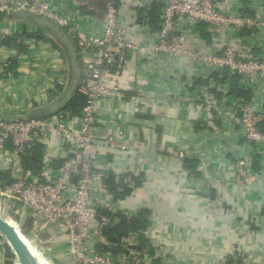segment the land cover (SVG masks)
<instances>
[{
    "label": "built area",
    "instance_id": "built-area-1",
    "mask_svg": "<svg viewBox=\"0 0 264 264\" xmlns=\"http://www.w3.org/2000/svg\"><path fill=\"white\" fill-rule=\"evenodd\" d=\"M71 1L0 0L4 16L30 12L68 29L80 52L76 92L86 97V104L73 117L64 108L48 114V107L41 116L27 118L29 111L60 101L69 85V63L60 58L45 65L32 52L39 40L21 32L16 43L31 46L32 51L0 52V86L10 84L16 97L12 108L6 109L9 112L0 114V216L34 251L38 264H56V256L64 254L67 264H151L160 257L162 241L151 232L150 215L145 229L131 230L115 241L106 236L121 215L131 218L140 211L119 206L130 195L117 198L105 184V178L113 175L110 166H97L103 149L115 156L134 150L122 123H113L106 131L99 114L105 102L111 101L116 109L126 97L136 103L143 98L179 99L137 91L132 85L123 87L120 78L129 53L157 66L177 61L184 64L183 90L197 91V81L203 83L197 95L189 92L182 100L193 122L224 131L235 127L245 146L264 147V106L253 98L264 89V0H133L131 8L127 0H106L102 27L85 31L74 22L82 5ZM155 3L163 4L159 20L152 18ZM41 69L45 77L27 81ZM227 73L240 77L241 85L253 94L251 100L230 95ZM39 153V167L26 163ZM176 155L185 160L189 151L182 148ZM254 162L253 154H234L233 180L248 187L264 179ZM132 175L125 174L130 186ZM132 189L134 195L137 188ZM33 213L44 221L31 218ZM24 214L32 222L29 233L20 226ZM46 222L64 234L61 252L46 233ZM0 264H22L1 232Z\"/></svg>",
    "mask_w": 264,
    "mask_h": 264
},
{
    "label": "crops",
    "instance_id": "crops-1",
    "mask_svg": "<svg viewBox=\"0 0 264 264\" xmlns=\"http://www.w3.org/2000/svg\"><path fill=\"white\" fill-rule=\"evenodd\" d=\"M56 1L65 3V0ZM73 1L82 5L81 14L74 15V22L81 30L102 27L106 0ZM127 2L130 8L134 6L133 0ZM162 5L153 4V19L159 20ZM36 20L49 30L28 17L4 16L0 18V37L20 32L30 34L39 40V45L34 51L31 46L25 51L41 57L45 65L61 58L71 68L65 43L56 34L55 27ZM3 41L0 43L2 55L15 52ZM128 56L120 78L123 87L132 85L137 91L158 92L162 97L179 99L160 102L143 98L136 103L126 97L118 104L116 113L111 101L104 103L99 119L105 130L109 131L113 123H122L134 150L130 155L115 156L103 149L96 160L97 166L109 165L115 177L123 173L126 178L125 174L133 173L132 177L139 181L136 193L119 206L132 213L148 210L153 221L151 232L162 241L157 254L163 264H264V179L248 187L233 180L234 154H253L255 168L264 175V147L258 150L245 146L235 127L224 131L220 126L199 127L192 121L194 116L186 112L187 104L182 101L190 92L183 90L184 64L160 62L157 66L137 54ZM43 71L33 72L31 77H26L27 81L38 82L39 76L47 75ZM71 74L73 78V68ZM10 75L17 77L18 74ZM202 85L198 80L197 91L190 94L197 95L203 90ZM7 86H0V114L8 113L6 109L12 108L16 100L10 92L12 86ZM51 95L54 98L53 92ZM253 98L264 106V89L254 93ZM182 148L189 151L188 161L176 155ZM31 225V219L26 218L25 233H29ZM64 243L62 238H55L58 252ZM67 262L65 254L56 256V264Z\"/></svg>",
    "mask_w": 264,
    "mask_h": 264
},
{
    "label": "trees",
    "instance_id": "trees-1",
    "mask_svg": "<svg viewBox=\"0 0 264 264\" xmlns=\"http://www.w3.org/2000/svg\"><path fill=\"white\" fill-rule=\"evenodd\" d=\"M4 17V15L0 14V18ZM59 28V27H58ZM62 29V28H60ZM65 33L66 30L62 29ZM67 35V33H66ZM21 36L19 34L12 35L10 37L4 38L3 43H5L7 46L17 48L19 52L26 50V45L23 44H17L16 39ZM26 37H30V34H25ZM42 36V35H41ZM68 36V35H67ZM44 37V36H42ZM74 42V41H73ZM75 44V43H74ZM76 47V45H75ZM79 61H80V52L79 49L76 47ZM226 78L229 79L232 82L231 92L230 95L244 98L247 101L252 99V92L246 88H244L240 83V77L238 75H232L230 76L229 73H227ZM86 104V97L78 92L74 93L70 100L66 103V106L64 107V110L69 113L71 117L78 115V113L81 111V109ZM40 147L37 148V152L40 151ZM41 157L42 154L39 153L34 159L27 158L26 163L30 165V163H37L36 166L39 167L41 164ZM188 161V159H185ZM185 161V162H186ZM190 161V160H189ZM131 181L135 187L138 186L139 181L134 176H131ZM143 181V178H142ZM105 184L106 187L115 193L117 198L124 199L125 197L131 195L133 189L132 186L129 185L127 180L124 176L115 177L114 175H110L109 177L105 178ZM118 188H122V191H119ZM149 212L146 209L141 210L136 216L128 218L125 215L120 216V221L118 224H116L113 228L107 229L106 236L111 240H118L121 236L126 235L131 230H138V229H145L148 224V218H149ZM26 231V230H25ZM9 256L12 254L8 250ZM151 264H161V259L158 257L157 259H153Z\"/></svg>",
    "mask_w": 264,
    "mask_h": 264
},
{
    "label": "water",
    "instance_id": "water-1",
    "mask_svg": "<svg viewBox=\"0 0 264 264\" xmlns=\"http://www.w3.org/2000/svg\"><path fill=\"white\" fill-rule=\"evenodd\" d=\"M11 15L17 16V17H26V18L28 17L30 20L33 19V23H35L39 26H43L42 24H40L36 20L37 17L30 12H14ZM43 27L47 28L45 26H43ZM54 29L56 31V34L60 35V37L62 38V40L65 43L64 49L66 51V54L68 56V60L70 61V65H71L70 75H69V78H70L69 79V85H68L67 89L65 90L63 97L60 99V100H62L66 96V103H67L70 100V98L72 97V95L74 93H76V91H77L78 78L80 75V61H79V56H78L77 50H76L73 43H72L73 46H71V44L69 43V38L66 35V33L58 27H55ZM69 46L71 47L72 51H70ZM73 60H74V63H73L74 66L72 64ZM72 68H73V73H74L75 77L77 78L76 83H74V84H72V82H71L72 81V74H71ZM55 102H57V101H55ZM54 103L52 102V104L47 106V107L45 106V107H42L39 109L29 111L26 115L27 118L41 116L42 112L45 109H47L48 107L51 108ZM66 103H65V105H66ZM203 192L209 193L208 190H204ZM31 218L40 219V220L44 221V219L36 213H33L31 215ZM25 220H26V215L24 214L20 218V226L21 227L23 226ZM45 230H46V233L49 234L53 239L60 237L65 241L64 234L60 231V229L58 228L57 225H55L53 223L46 222ZM0 232L5 236V238L7 239L8 243L11 247V249L16 254V256L19 258V260L22 264H38L37 257L35 255L34 251L22 239V237L15 230V228L11 224H9L5 219H3L1 216H0Z\"/></svg>",
    "mask_w": 264,
    "mask_h": 264
},
{
    "label": "rangeland",
    "instance_id": "rangeland-1",
    "mask_svg": "<svg viewBox=\"0 0 264 264\" xmlns=\"http://www.w3.org/2000/svg\"><path fill=\"white\" fill-rule=\"evenodd\" d=\"M37 18L40 19L43 23H45L47 25L56 27L52 22H50V21H48V20H46V19H44L42 17H37ZM66 30L68 31V29H66ZM49 38L51 39L52 43L55 42L54 38H51V37H49ZM69 43L71 44V46H73V44H72L73 42H72L71 39H69ZM70 51H72L71 47H70ZM73 63H74V60L72 61V64ZM73 66H74V64H73ZM76 79L77 78L75 77V75L73 73L72 84L76 83ZM65 103H66V96L62 100H60L57 104H55L50 109H48L47 113L48 114H53V113L57 112L59 109H61L62 107L65 106Z\"/></svg>",
    "mask_w": 264,
    "mask_h": 264
}]
</instances>
